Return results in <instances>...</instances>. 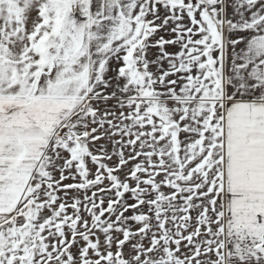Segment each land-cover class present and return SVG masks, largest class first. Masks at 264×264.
<instances>
[{"label":"snow or ice","instance_id":"snow-or-ice-1","mask_svg":"<svg viewBox=\"0 0 264 264\" xmlns=\"http://www.w3.org/2000/svg\"><path fill=\"white\" fill-rule=\"evenodd\" d=\"M0 264H264V0H0Z\"/></svg>","mask_w":264,"mask_h":264}]
</instances>
